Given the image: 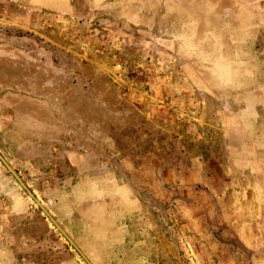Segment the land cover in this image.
Here are the masks:
<instances>
[{
  "label": "rangeland",
  "instance_id": "obj_1",
  "mask_svg": "<svg viewBox=\"0 0 264 264\" xmlns=\"http://www.w3.org/2000/svg\"><path fill=\"white\" fill-rule=\"evenodd\" d=\"M0 153L91 264H264V0H0ZM0 264H88L1 160Z\"/></svg>",
  "mask_w": 264,
  "mask_h": 264
},
{
  "label": "water",
  "instance_id": "obj_2",
  "mask_svg": "<svg viewBox=\"0 0 264 264\" xmlns=\"http://www.w3.org/2000/svg\"><path fill=\"white\" fill-rule=\"evenodd\" d=\"M0 160L7 167V169L11 172V174L15 177V179L20 183V185L25 189V191L29 194V196L37 203V205L43 210V212L50 218V220L54 223L57 229L61 232V234L68 240V242L75 248V250L83 257V259L88 263L89 260L85 257V255L79 250L75 242L66 234L63 228L58 224V222L49 214V212L45 209L43 204L36 198V196L31 192V190L27 187L22 178L17 174V172L7 163L5 158L0 153Z\"/></svg>",
  "mask_w": 264,
  "mask_h": 264
}]
</instances>
